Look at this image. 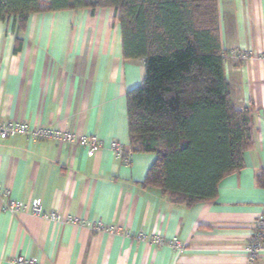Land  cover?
Here are the masks:
<instances>
[{
    "label": "crops",
    "instance_id": "obj_1",
    "mask_svg": "<svg viewBox=\"0 0 264 264\" xmlns=\"http://www.w3.org/2000/svg\"><path fill=\"white\" fill-rule=\"evenodd\" d=\"M47 3L19 32L18 50L13 17L0 20V121L96 134L103 146L88 156L56 140L0 139L5 202L39 201L45 212L79 220L0 205V264L20 256L42 264H264V252L251 262L246 251L264 215V0H218L225 72L234 104L250 112L252 145L217 197L191 206L144 185L154 154L134 152L126 162L111 151L113 141L130 150L127 94L146 75L143 58H124L117 9L50 11ZM156 235L167 243L153 244Z\"/></svg>",
    "mask_w": 264,
    "mask_h": 264
},
{
    "label": "trees",
    "instance_id": "obj_2",
    "mask_svg": "<svg viewBox=\"0 0 264 264\" xmlns=\"http://www.w3.org/2000/svg\"><path fill=\"white\" fill-rule=\"evenodd\" d=\"M47 5L50 11L117 9L124 58L145 60L143 82L127 94L129 152L155 155L144 185L161 187L186 206L215 199L221 181L244 167L253 133L250 112L232 100L218 0H48ZM42 10L41 0H0V20L14 19L15 50L29 16ZM257 182L264 187V169Z\"/></svg>",
    "mask_w": 264,
    "mask_h": 264
},
{
    "label": "built area",
    "instance_id": "obj_3",
    "mask_svg": "<svg viewBox=\"0 0 264 264\" xmlns=\"http://www.w3.org/2000/svg\"><path fill=\"white\" fill-rule=\"evenodd\" d=\"M261 59L264 61V53L261 54ZM18 135H23L30 140H56L69 144L79 145L87 149L88 156H94L96 151L103 146L102 139L96 134H77L72 131L63 130L60 128H52L46 125H32L28 122L22 121H0V139L5 140ZM111 151H113L118 157L129 162L131 160V152L126 153L122 144L113 141L111 143ZM10 191L3 185H0V205L7 210H10L14 214H29L39 218H45L52 221H58L63 223H78L79 220L70 215L63 214L59 211L45 212L39 203V201H33L31 203H23L15 200L5 202V198L9 197ZM102 223H98L95 229H102ZM111 232L113 229L109 228ZM264 232V215L260 216L256 221L255 231L253 233V239L250 245L246 248L249 255V260L255 261L264 252V243L262 241V235ZM140 239L145 240V235H140ZM153 244L165 245L166 240L159 235H156L150 239ZM172 247L180 248L179 242L174 239L170 242ZM16 264H42L37 258H27L20 256L14 260Z\"/></svg>",
    "mask_w": 264,
    "mask_h": 264
},
{
    "label": "rangeland",
    "instance_id": "obj_4",
    "mask_svg": "<svg viewBox=\"0 0 264 264\" xmlns=\"http://www.w3.org/2000/svg\"><path fill=\"white\" fill-rule=\"evenodd\" d=\"M41 2H45V0H41Z\"/></svg>",
    "mask_w": 264,
    "mask_h": 264
}]
</instances>
